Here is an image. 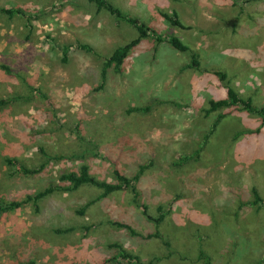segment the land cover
<instances>
[{"label":"rangeland","instance_id":"rangeland-1","mask_svg":"<svg viewBox=\"0 0 264 264\" xmlns=\"http://www.w3.org/2000/svg\"><path fill=\"white\" fill-rule=\"evenodd\" d=\"M110 1L188 51L143 38L120 72L102 79L105 58L136 37L133 27L86 0H0L32 25L0 15V98L27 99L0 110V206L50 182L66 187L58 176L82 165L113 182L114 169L131 177L149 163L135 197L97 198L100 190L82 185L47 194L37 208L27 201L0 210V264H130L108 242L144 264H264V124L239 107L206 113L227 86L264 108V0ZM160 12H175L184 27ZM76 41L94 52L69 48L62 61V46ZM191 52L198 68L184 67ZM5 158L42 168L24 174ZM142 207L165 213L157 229L171 247L113 224L154 232Z\"/></svg>","mask_w":264,"mask_h":264},{"label":"trees","instance_id":"trees-1","mask_svg":"<svg viewBox=\"0 0 264 264\" xmlns=\"http://www.w3.org/2000/svg\"><path fill=\"white\" fill-rule=\"evenodd\" d=\"M87 3L94 6L96 11L105 12L112 16L115 20L123 22L125 24L130 25L133 27L137 33L136 37L133 39H130L129 41L115 46V48L111 51L110 55L105 58L103 62V66L101 69V76L102 79L105 78L106 72L108 69H111L113 72H120L121 64L123 59L126 57L127 53L130 51L131 48H133L141 39L143 38H150L155 45H159L161 43H166L170 45L174 50L179 52H186L188 51V46L185 45L177 36L175 35H162L159 34L155 29L150 28L146 26L138 17H134L129 15L128 13L124 12L120 7L114 5L110 0H86ZM0 15L6 16L7 18H13L14 16L24 17L25 19V25L28 28V30H31V23H30V15H27L25 11L19 9V8H12V7H2L0 6ZM160 15L172 26H177L180 28H183L184 26L181 24L179 19L177 18V15L175 12H172L170 14L160 12ZM69 48H73L76 50H82L85 52L93 53V48L88 45L87 43L76 41L73 44L70 45H64L62 46V61H65L66 59V51ZM184 67L188 68H198L199 62L197 56L191 52L190 53V60L189 63L186 64ZM2 68L5 70L7 74L10 75H16V72L10 70L7 66H2ZM216 75H219L221 79L225 77L223 73L220 72H214ZM103 81V80H102ZM29 87V85H27ZM30 88V87H29ZM26 97L19 95V94H12L8 95L6 97L0 98V110L9 107L12 104H18L21 102L26 101ZM209 108L206 109V113L216 111L221 108H235L239 107L240 109L248 112L253 113L261 117V123L264 124V108L262 107H255L250 98H242L240 97L236 91L230 87L227 86L225 90V96L222 98H219L217 100L210 99L208 101ZM221 116H218V119ZM215 123H217V120L212 124L211 130L215 126ZM86 143V142H84ZM40 150H42L40 148ZM43 151V150H42ZM43 155L47 157V159L50 160V156L47 155L45 152H43ZM59 158V156L57 157ZM56 158V159H57ZM190 156H181L180 159H183L184 161L189 160ZM48 160V161H49ZM5 162L9 165H12L15 167V171H19L24 174H32L35 172H38L41 170L42 166H39L38 168H27L23 166L22 164L18 163L16 160H12L10 158H5ZM149 166L148 164H141L138 166V170L134 175L131 177L126 176L122 172H120L117 169H114L112 171V176L114 181L113 182H107L105 180H99L95 178L94 176L90 175L88 172V167L86 165H82L78 172L75 171H68L63 172L58 176L59 182H64L69 184L66 187H63L60 184H53L52 182L49 183L47 187H45L43 190H40L38 192H35L34 194L27 196L25 200H11L7 202L4 206H0V210H9L14 209L19 206H21L23 203L27 201H31L32 205L37 208V201L46 196L47 194L56 191V190H74L82 185H91L100 190V194L97 198L105 197L108 194H111L115 191H129L131 192L134 197L137 196V189H136V182L139 179L140 175L143 173L145 169ZM254 203L259 201V197L254 193ZM131 200L134 201L132 198ZM135 203V202H134ZM89 204V203H88ZM87 204V205H88ZM85 207V206H84ZM84 208H81L78 213H82ZM157 216L150 215L146 207H142V215L148 220L152 221L155 224V231L146 234L145 236L141 233L135 231L130 225L123 223V222H114L113 224L117 227L124 228L128 230L132 235L139 236L141 239H148V238H159L160 241H163L162 243L168 248L171 247V243L169 240H166L161 236L160 232L158 231V226L163 220L165 213L160 211V208H157ZM163 238V239H162ZM108 248L114 249L117 251L116 257L127 260L130 264H144L140 261V259L130 252H128L121 244H118L116 242H108L106 244ZM203 253L200 252L198 258L202 259ZM23 264H35L33 260H28L26 263ZM146 264H151L150 262ZM206 264V263H204Z\"/></svg>","mask_w":264,"mask_h":264}]
</instances>
